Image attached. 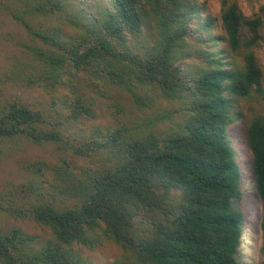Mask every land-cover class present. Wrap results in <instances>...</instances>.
Returning a JSON list of instances; mask_svg holds the SVG:
<instances>
[{
	"label": "trees",
	"instance_id": "obj_1",
	"mask_svg": "<svg viewBox=\"0 0 264 264\" xmlns=\"http://www.w3.org/2000/svg\"><path fill=\"white\" fill-rule=\"evenodd\" d=\"M85 3L42 0L29 12L64 22L73 34L12 13L34 42L25 45L33 62L26 86L52 93L86 76L125 90L140 108L149 106L148 94L179 102L180 118L169 131L160 125L175 118L172 111L154 115L145 132L123 124L81 142L57 128L96 118L93 103L73 88L63 120L52 125L43 111L10 102L0 112V141L52 144L95 166L68 158L21 164L33 179L0 194V211L46 227L51 239L39 246L20 228L0 231V263L84 264L70 248L94 250L109 240L123 251L113 264H244L252 227L264 264V116L246 118L241 143L230 130L243 118L237 103L264 96L255 52L264 41L261 16L247 18L222 0L218 37L211 19L193 33L198 6L189 0ZM147 29L151 42L140 43ZM248 172L262 204L258 226L247 208Z\"/></svg>",
	"mask_w": 264,
	"mask_h": 264
},
{
	"label": "rangeland",
	"instance_id": "obj_2",
	"mask_svg": "<svg viewBox=\"0 0 264 264\" xmlns=\"http://www.w3.org/2000/svg\"><path fill=\"white\" fill-rule=\"evenodd\" d=\"M83 1H86L85 4L92 7L99 0ZM189 1L198 6V13L192 19L193 33L199 32L200 34L202 32L200 24L204 20L211 19L213 22L212 33L218 37L222 36L223 33L220 26L222 0ZM229 1L236 2L247 18H254L260 15L263 20L261 34L264 36V0ZM37 2H42V0H0V112L10 102L18 101L29 105L32 109L43 111L46 114L49 125H52L63 120L64 114L67 112L64 107V96L66 94L73 96L71 92L73 88V91L85 96L87 100L93 103L96 112L95 119L70 122L69 125L64 126L57 124V128L61 129L64 135L74 140L84 142L96 130H106L107 128L123 124L130 129H134V131L140 129L145 132L147 129L145 124L149 123L154 115L166 114L171 111L174 113L175 118L160 125V129L169 131L172 123L179 121L180 116L176 112L179 109V102L167 100L158 94L154 96L148 94L147 96L151 99L149 106L140 108L125 90L118 87L101 86L86 76L73 80V87L68 86L52 93L45 92L40 88H29L26 86L23 79L31 71L29 65L33 62L26 53L25 45H30L34 42L24 26L14 18L12 13L31 19L36 28L39 25L43 28L51 26L63 28L69 34L74 32L64 22L50 18L45 19V17L37 16V14L35 16L29 14ZM152 35H154L152 29L145 30L139 42L143 44L150 43ZM217 46L222 48L223 45L218 43ZM255 52L264 73V41L255 48ZM120 106L123 108V112L119 111ZM237 110L241 112L243 118L236 119L230 126V130L232 135L239 138L241 143L244 140L246 118L252 117L255 111L264 116V96L258 99L238 102ZM243 150H245V147ZM244 157L245 162H248L247 152ZM61 158L73 160L78 167L95 166L93 161L101 164V158L91 159L93 163L91 164L90 160L73 158L71 154L59 150L55 145L38 146L26 138L0 141V194L7 193L10 185L18 186L33 179L31 174L21 168L22 163L43 160L54 165ZM245 188L248 193L247 208L251 209L252 214L250 221L253 222V225L258 226L262 204L257 196L252 175L249 172L246 175ZM13 228H20L26 234L38 237L39 246L51 239L50 232L46 227L37 224L31 219L15 218L6 212L0 211V231L7 233ZM246 232L244 254L241 256L243 263L263 264V258L260 254L262 246L261 235L258 232H254L251 227L249 232L248 228ZM70 250L84 264H113L123 257L122 249L109 240H103L94 250L80 246H74Z\"/></svg>",
	"mask_w": 264,
	"mask_h": 264
},
{
	"label": "water",
	"instance_id": "obj_3",
	"mask_svg": "<svg viewBox=\"0 0 264 264\" xmlns=\"http://www.w3.org/2000/svg\"><path fill=\"white\" fill-rule=\"evenodd\" d=\"M248 228V232H249V227H247ZM253 230H254V232H256V229L255 228H253Z\"/></svg>",
	"mask_w": 264,
	"mask_h": 264
},
{
	"label": "bare ground",
	"instance_id": "obj_4",
	"mask_svg": "<svg viewBox=\"0 0 264 264\" xmlns=\"http://www.w3.org/2000/svg\"><path fill=\"white\" fill-rule=\"evenodd\" d=\"M252 228V227H251Z\"/></svg>",
	"mask_w": 264,
	"mask_h": 264
}]
</instances>
